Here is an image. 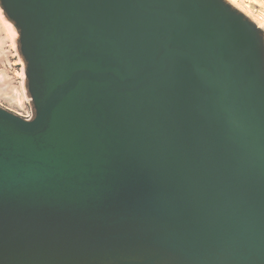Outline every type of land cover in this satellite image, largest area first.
<instances>
[{
  "label": "water",
  "instance_id": "obj_1",
  "mask_svg": "<svg viewBox=\"0 0 264 264\" xmlns=\"http://www.w3.org/2000/svg\"><path fill=\"white\" fill-rule=\"evenodd\" d=\"M35 108H0V264H264V30L226 0H0Z\"/></svg>",
  "mask_w": 264,
  "mask_h": 264
},
{
  "label": "rangeland",
  "instance_id": "obj_2",
  "mask_svg": "<svg viewBox=\"0 0 264 264\" xmlns=\"http://www.w3.org/2000/svg\"><path fill=\"white\" fill-rule=\"evenodd\" d=\"M264 30V0H226ZM19 33L0 4V108L19 116L34 109Z\"/></svg>",
  "mask_w": 264,
  "mask_h": 264
},
{
  "label": "built area",
  "instance_id": "obj_3",
  "mask_svg": "<svg viewBox=\"0 0 264 264\" xmlns=\"http://www.w3.org/2000/svg\"><path fill=\"white\" fill-rule=\"evenodd\" d=\"M21 117H23L24 119L28 121L33 120L35 118V108L30 111H26L25 113H22Z\"/></svg>",
  "mask_w": 264,
  "mask_h": 264
}]
</instances>
